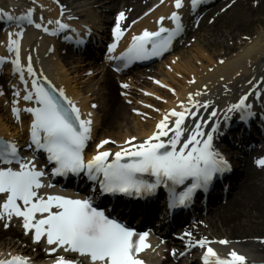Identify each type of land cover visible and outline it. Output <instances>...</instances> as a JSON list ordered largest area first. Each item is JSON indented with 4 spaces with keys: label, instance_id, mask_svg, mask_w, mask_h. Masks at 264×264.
Listing matches in <instances>:
<instances>
[{
    "label": "snow or ice",
    "instance_id": "1",
    "mask_svg": "<svg viewBox=\"0 0 264 264\" xmlns=\"http://www.w3.org/2000/svg\"><path fill=\"white\" fill-rule=\"evenodd\" d=\"M203 2L191 0V8L195 10ZM174 5L179 10L184 0H174ZM34 12V8H28L23 14L15 16L0 7V19L26 21L48 32V28L35 22ZM125 20L126 14L121 11L113 30L116 42L109 46L110 52L115 51L117 42L124 34L121 23ZM163 20L164 17H160L161 26L157 31L145 28L139 35H134L120 59L131 62L159 56L167 51L173 40L183 32L184 25L179 11L171 13L174 28L164 27ZM56 23L58 29L69 28L68 24L61 21ZM22 36V29L16 33L10 32L8 50L15 54L11 63L15 65V71L26 88L27 94L23 99L35 101L36 105L25 109L32 117L27 147L33 149L34 155L31 158L24 157L15 141L0 138V164L8 165L0 167V220L10 222L13 217L21 218L25 232L32 233L37 243L43 240L49 246L46 249L49 254L62 250L82 258L78 260L60 255L53 264H144L137 254L150 247L146 243L149 233L138 232L106 209L94 206L91 197L42 194L40 189L45 187L42 178L46 173L37 167L35 153L43 151L47 154V161L54 165L51 168L54 175L86 174L88 180L95 182L94 189L98 185L100 194L119 193L128 197H141L154 194L163 186L169 194L170 208L187 206L197 190L207 191L217 177L231 170L229 160L214 145V137L223 131L221 119L216 111H212L211 117L215 119L210 130L206 131V120L199 117L198 113L201 108L207 109L209 102L201 103L192 99L193 95H200L199 92L189 93L191 107L181 101L183 110L173 108L166 112L156 125L157 130L144 141L133 144L136 138L131 137L125 146L113 153L111 149L104 148L110 143L105 139L96 145L103 150L97 151L91 159H85V149L92 139L91 113L87 119L82 118L80 109L62 89L58 90L59 98L49 91L33 68L31 56L26 65L27 74L32 77L31 89L28 90L25 66L21 64L20 58ZM80 42L83 43L82 40ZM6 59L0 57V65ZM43 79L47 80V77ZM15 95L19 97L20 92L17 91ZM247 101L248 94H245L238 103L232 104L224 114V121L227 122L229 114L237 110L241 120L254 116ZM13 112L19 118L21 109L14 107ZM189 116L193 118V127L190 129L185 123ZM172 117L175 119L172 120ZM186 132L190 134L186 135ZM14 162L18 168L10 166ZM256 163L264 167V158L258 159ZM48 187L53 185L49 184ZM4 226L8 227V223ZM186 236L189 238V247L198 245L206 248L203 264H246V257L235 250L222 256L210 246L211 242L207 238L193 241L191 232L186 233ZM219 243L226 245L229 242L221 240ZM172 254L175 256L176 251L173 250ZM184 254L180 253L181 256ZM0 264H30V261L27 257L17 255L0 259Z\"/></svg>",
    "mask_w": 264,
    "mask_h": 264
},
{
    "label": "bare ground",
    "instance_id": "2",
    "mask_svg": "<svg viewBox=\"0 0 264 264\" xmlns=\"http://www.w3.org/2000/svg\"><path fill=\"white\" fill-rule=\"evenodd\" d=\"M29 1H31L30 4H33V0H0V7L15 16L26 12L28 8H34V17L44 27L55 24L56 20L61 17L51 0H35L34 6L28 5ZM61 1L64 9L67 10L63 18L67 20L77 18L76 22H72L74 25L83 20L87 22L88 28L95 25L97 29L105 30V25H108L112 19L116 20L118 14L114 13L118 10L126 8L127 14L131 17L129 18L130 22H132L158 0H155L156 2H152L153 0ZM171 10L172 3L168 1L135 25V32L140 33L145 28L148 30L157 29L160 17H164L162 23L166 24L167 16ZM42 14L45 15V20L41 18ZM133 16L135 18H132ZM253 21L256 25H261L263 22L261 18ZM234 26L224 27V32L220 35L222 29L213 31L212 25H207L208 33L202 34L194 29L193 23L186 24V32L193 34L187 45L193 46L192 51L181 48L168 61H165L166 64L169 63L165 69L159 66L157 70L154 68L152 71L154 73L152 76L154 79H158L161 85L165 83L175 90L173 96L159 88L153 80L147 79L143 72L137 73L134 78L130 77L125 80L130 81L131 85L126 90L128 99H133V96L138 97L136 98V107L143 119L137 117L135 113V115L128 114V107L116 103L119 99L114 98L116 85H114L113 76L109 70H103L101 78L95 76L98 79L96 87L99 90L102 87L101 93L93 89V86L88 87L83 82L78 86L76 81L82 79L83 74H79L80 70H76L75 75L77 76L72 78L71 71H74L72 70L74 67H80L81 62L71 56L62 58L57 49L51 54L49 50L52 45L48 43V36L44 30L39 32L35 28H29L24 36L23 51L25 64L27 65L28 57L31 56L33 68L37 70L41 79L47 77L59 90L62 89L69 99L80 104L84 115L91 113L92 116H95V112L91 111V105L100 99V106L103 105V118L102 121H99V114L96 115L93 135L95 139L102 136L103 139L108 138L115 141L114 145H117L131 137H135L139 142L147 139L155 130L156 123L163 118L166 112L173 108L177 111L183 110L180 106L181 101L191 107L189 93L199 92L200 95H193L192 99L201 103L209 102V107L199 109L198 114L199 117L210 120L212 123V120L215 119L211 117L212 111H216L217 116L221 119L232 104H235L248 91L256 89L258 83L264 86V31L259 32L258 36L252 38L249 43H242L237 40L238 36L233 30ZM73 28L75 27L73 26ZM9 32L12 33L13 30ZM217 47L221 49L220 53L216 51ZM92 68L91 70H95ZM98 72L97 70V74H101ZM94 74H96L95 71ZM11 86H15V84L11 83ZM16 91H19L18 88ZM144 91L164 97L168 104H159L155 96L147 95V97L143 93ZM3 100L7 102L5 96ZM18 100L19 103L15 102L14 106L22 108L21 98ZM14 101L16 100L14 99ZM153 104H157L155 107L161 109L159 113L148 108L147 105ZM3 112L4 109L0 108V134L20 139V135L25 131V123H20L17 126L13 118L10 115H4ZM171 119L174 120V117ZM186 125L190 129L193 123L188 120ZM262 152H264V148L256 151L254 155ZM209 217L206 218L207 226L201 228V232H194L195 236L199 239L218 240L217 242L227 240L229 243L225 247H221L222 250H227L228 253L235 250L248 256L251 262L264 264V243L261 242V238L264 237V171L262 169L253 166V163L248 161L243 181L232 194V198L225 205L218 206ZM242 218H246V220ZM13 234L17 235L16 232ZM257 237L260 239L255 242L253 239ZM4 240L0 234V256L7 252H19L34 257V254H31L26 247L18 245L11 239Z\"/></svg>",
    "mask_w": 264,
    "mask_h": 264
},
{
    "label": "rangeland",
    "instance_id": "3",
    "mask_svg": "<svg viewBox=\"0 0 264 264\" xmlns=\"http://www.w3.org/2000/svg\"><path fill=\"white\" fill-rule=\"evenodd\" d=\"M256 1V2H254ZM221 16L218 17V15L214 16L213 19L208 20L205 22V24L198 30V32L202 34H207L206 26L209 24H212L214 21H216L212 25L213 31H219V29H222L220 31V35L224 32L223 28L230 25H235L233 30L235 31V34L238 36V41H243V37H253L258 36L259 32L264 31V0H238L230 9L226 12L220 13ZM219 14V15H220ZM218 17V18H217ZM262 19L263 22L261 25H256L254 19ZM227 34V33H226ZM245 42V41H243ZM248 42V41H246ZM193 47L187 48L188 50L192 49ZM186 50V49H185ZM220 48L217 47L216 51L220 53ZM218 53V54H219ZM165 68V67H164ZM72 78H76L75 70L71 71ZM86 74V73H84ZM86 80V79H85ZM93 80V79H92ZM87 81L85 84L88 87H92L93 89H97L96 87V80L94 81ZM89 91V90H88ZM98 92V91H97ZM99 93V92H98ZM114 98H118L119 101L116 102L117 104H122L126 107H128L127 113L132 114L130 111V106L127 105L125 102L126 99H123L120 96L118 85H116L114 89ZM100 100V99H99ZM0 108L6 109L4 107V102L0 99ZM7 114L4 111V115ZM8 115V114H7ZM102 116V111H100V117ZM210 218V217H209ZM245 219L246 218H242Z\"/></svg>",
    "mask_w": 264,
    "mask_h": 264
}]
</instances>
